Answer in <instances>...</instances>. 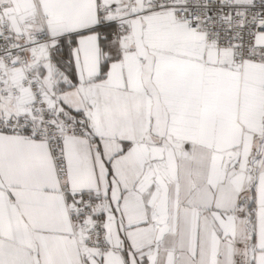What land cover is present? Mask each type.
Here are the masks:
<instances>
[{
  "label": "snow or ice",
  "instance_id": "1",
  "mask_svg": "<svg viewBox=\"0 0 264 264\" xmlns=\"http://www.w3.org/2000/svg\"><path fill=\"white\" fill-rule=\"evenodd\" d=\"M0 264H264V0H0Z\"/></svg>",
  "mask_w": 264,
  "mask_h": 264
}]
</instances>
